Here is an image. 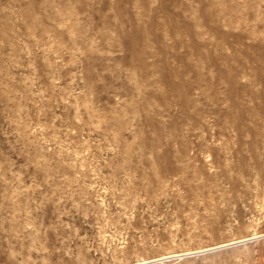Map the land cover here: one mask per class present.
Returning <instances> with one entry per match:
<instances>
[{"label": "rangeland", "instance_id": "obj_1", "mask_svg": "<svg viewBox=\"0 0 264 264\" xmlns=\"http://www.w3.org/2000/svg\"><path fill=\"white\" fill-rule=\"evenodd\" d=\"M0 264H264V0H0Z\"/></svg>", "mask_w": 264, "mask_h": 264}]
</instances>
